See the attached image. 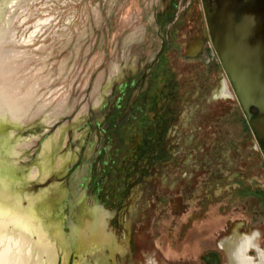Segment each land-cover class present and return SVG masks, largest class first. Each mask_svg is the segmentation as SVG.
I'll use <instances>...</instances> for the list:
<instances>
[{
  "label": "rangeland",
  "instance_id": "obj_1",
  "mask_svg": "<svg viewBox=\"0 0 264 264\" xmlns=\"http://www.w3.org/2000/svg\"><path fill=\"white\" fill-rule=\"evenodd\" d=\"M150 2L0 0V29L9 27L11 17L14 20L10 27L16 36L36 33L29 45L2 46L4 50L21 52L5 67L14 72L10 80L16 84L24 107L14 114L19 119L14 127L19 131L8 130L5 136L12 144L19 143L16 161L29 163L28 171L34 174V179L45 174L39 169L45 165L40 159L42 156L49 160L51 169L78 162L79 137L87 129H79L78 125L95 105V97L107 81L113 61L146 49L135 44L139 34L135 30L149 22L151 10L144 16L143 8ZM213 57V50L206 48L203 63H198L195 69L204 73L216 71ZM212 84L216 87L215 79ZM6 85L7 82L5 88L9 86ZM226 106L221 134L226 149L231 152L235 180L231 179L230 170L223 169L222 184L214 180L206 183L210 199L205 206L194 202L191 193L150 192L151 187L140 186L138 199L125 209L117 210L100 201V207L108 213L109 229L106 230L101 223L102 211L94 210L100 208L93 204L95 197L90 196L84 203L78 198L76 203L78 193L73 197L74 192L72 196L69 192L63 198L66 193L59 184L68 182L66 175L48 174L44 182L30 185L27 194L31 204L42 212L49 227H60L66 233L67 237L56 238L63 251L68 249L67 256L58 251L57 263L79 262L83 248L101 256L99 247L109 244V240L114 242L112 231L117 237L123 235L126 217H130L131 230L123 264H226L229 242L225 240L244 234H257L255 243L264 250V192L260 191L264 185V160L237 100H229ZM214 127L213 121L212 132L216 131ZM233 141L235 149L231 146ZM45 149L48 152L43 155ZM199 192L200 186L196 193ZM161 194L164 196L159 198ZM177 197L181 202H172ZM163 198H168L165 205L159 202ZM132 206H135L133 214L130 213ZM43 207L48 208L46 214L41 211ZM248 255L258 259L254 248H249ZM115 258L121 260L118 254ZM89 261L95 264L91 258Z\"/></svg>",
  "mask_w": 264,
  "mask_h": 264
},
{
  "label": "flooded vegetation",
  "instance_id": "obj_2",
  "mask_svg": "<svg viewBox=\"0 0 264 264\" xmlns=\"http://www.w3.org/2000/svg\"><path fill=\"white\" fill-rule=\"evenodd\" d=\"M223 4L231 5L229 0H151L145 5L143 14L150 9V20L135 30L139 32L135 44L146 49L113 61L95 105L78 125L87 129L79 137L78 162L67 170L68 182L61 184L65 193H78L80 203L92 196L95 206L102 200L122 210L138 199L143 186L151 187L150 192L191 193L194 202L205 206L210 199L206 183H221L223 169L230 170L235 180L221 122L228 101L235 102L236 97L215 52L208 22ZM206 48L213 50L217 64L210 73L195 69L203 63ZM223 81L232 97L216 98ZM231 144L235 149V141ZM74 175L79 182L72 185ZM159 202L165 205L168 198ZM172 202L181 201L177 197Z\"/></svg>",
  "mask_w": 264,
  "mask_h": 264
},
{
  "label": "water",
  "instance_id": "obj_3",
  "mask_svg": "<svg viewBox=\"0 0 264 264\" xmlns=\"http://www.w3.org/2000/svg\"><path fill=\"white\" fill-rule=\"evenodd\" d=\"M229 2L231 5H221L208 18L212 42L235 97L246 115L247 123L264 153V0H255L252 5L235 3V0ZM252 108L256 113L251 112ZM17 122L19 120L13 117V111L5 105H0V205L12 210L20 208L32 211L34 207L31 197L27 194L29 186L44 182L48 174L64 176L72 165L65 164L51 169L48 167L49 160L42 156L40 159L45 165L42 164L39 169H43V172L40 171L45 174L38 180L34 179V174L31 175L28 171L30 164L16 161L19 143L12 144L5 136L8 130L19 131L14 127ZM47 152L45 149L43 155ZM76 179L78 180L76 175L72 176L70 183H78ZM49 186L52 187L51 184ZM59 186L62 189L61 184ZM66 196L67 193L63 198ZM78 198L76 197L74 202L77 203ZM42 209L43 213L48 210L47 207ZM59 235L66 236L60 231L54 236L58 238Z\"/></svg>",
  "mask_w": 264,
  "mask_h": 264
},
{
  "label": "bare ground",
  "instance_id": "obj_4",
  "mask_svg": "<svg viewBox=\"0 0 264 264\" xmlns=\"http://www.w3.org/2000/svg\"><path fill=\"white\" fill-rule=\"evenodd\" d=\"M13 20L14 18L10 17L8 20L9 27L0 29V105L7 106L13 111V117L18 119L14 114L23 110V102L17 95L18 89L16 84L10 80V74L14 72L8 71L6 67L9 66L10 59H12L15 54L18 55L21 52L16 49L4 50L2 46L7 43L14 46L29 45L35 40L36 33L33 31L27 36H16L15 30H12L10 27V25L13 24ZM23 21L22 19L19 23ZM14 26L12 27L14 28ZM6 82L9 86L5 88ZM217 97H232L225 81H223L222 87L217 89L216 98ZM31 210L32 211H27L20 208H13L12 210L0 205V264H58V251L65 252L67 256L68 249L63 251V248L61 249L59 246V240L54 236V234H57L59 231L64 233L61 228L49 227L41 212L35 207ZM94 210L102 211L103 216L101 223L104 228L108 230L109 223L106 220L108 213L103 211L101 207L94 208ZM134 210L135 206L130 207L131 214H133ZM129 218L126 217L123 221L125 231L122 236L117 237L115 232L112 231L114 242L109 240L108 242L110 245L102 244V246L99 247L101 249L100 251H102L101 256L98 254L96 255L95 253L97 252L92 254L83 248L79 252V262L76 261L75 264H91L92 262L89 261L90 258L95 264H123L126 262L125 255L128 252L129 232L131 230V221ZM256 235L257 234L235 235L231 240L229 238L226 239L225 242H227V240L229 242L228 245H226L229 262L226 264H264V250L256 245ZM69 246L71 245L69 244ZM249 248H254L256 250L258 259H254L248 255ZM71 250L73 252V249ZM117 254L121 257V260L115 258Z\"/></svg>",
  "mask_w": 264,
  "mask_h": 264
}]
</instances>
